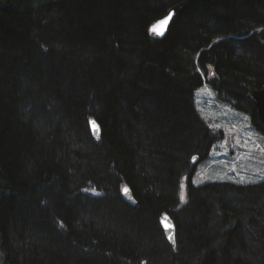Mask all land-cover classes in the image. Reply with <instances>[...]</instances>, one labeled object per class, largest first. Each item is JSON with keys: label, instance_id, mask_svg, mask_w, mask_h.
<instances>
[{"label": "trees", "instance_id": "trees-1", "mask_svg": "<svg viewBox=\"0 0 264 264\" xmlns=\"http://www.w3.org/2000/svg\"><path fill=\"white\" fill-rule=\"evenodd\" d=\"M205 83L264 131V0H0V264H264V179H190Z\"/></svg>", "mask_w": 264, "mask_h": 264}, {"label": "rangeland", "instance_id": "rangeland-1", "mask_svg": "<svg viewBox=\"0 0 264 264\" xmlns=\"http://www.w3.org/2000/svg\"><path fill=\"white\" fill-rule=\"evenodd\" d=\"M212 68L207 75L213 77ZM199 113L223 138L214 144L209 156L197 164L190 177L193 185L210 182L253 183L264 179V133L253 126L251 116L228 102L219 100L212 88L203 85L195 93ZM186 177V176H185ZM183 177L181 194L188 187ZM188 178V176L186 177ZM181 185V186H182Z\"/></svg>", "mask_w": 264, "mask_h": 264}, {"label": "water", "instance_id": "water-1", "mask_svg": "<svg viewBox=\"0 0 264 264\" xmlns=\"http://www.w3.org/2000/svg\"><path fill=\"white\" fill-rule=\"evenodd\" d=\"M181 5H182L181 3H178V4L171 6L168 9V11L162 17L157 19L151 25V27H150L151 32L157 36H163L166 33L170 22L173 20L176 13L180 9ZM170 14H171V16H170ZM166 18H168L167 22L164 23ZM153 28L156 29L155 32L152 30ZM160 33H162V34H160ZM248 98L254 104L256 111H257L258 119L264 125V86L262 88L249 90ZM93 121L95 122V125H93V123H92ZM91 130H92L94 137L98 139L100 137V127L94 119H91ZM130 195L132 197L131 193H130ZM126 198L133 202V199H134L133 197H132V199H129V197L126 196ZM166 215H167L168 219L166 221H164V217H165L164 216L162 218V224H163V227H164V230H165L167 236H169L170 233L172 234L173 240H170V241L173 244H175V226L173 229H167L165 227V223L174 225L173 220L170 217V215L169 214H166Z\"/></svg>", "mask_w": 264, "mask_h": 264}, {"label": "snow or ice", "instance_id": "snow-or-ice-1", "mask_svg": "<svg viewBox=\"0 0 264 264\" xmlns=\"http://www.w3.org/2000/svg\"><path fill=\"white\" fill-rule=\"evenodd\" d=\"M170 16H171V14H170ZM167 19H168V18L165 19L164 23L167 22ZM152 30H153L154 32L156 31L155 28H153ZM160 34H162V33H160ZM208 67H209V69L211 68L210 65H209ZM198 70H199V69H198ZM201 74H203V73H201ZM213 75H214V73H213ZM92 123H93V125H95V122H94V121H93ZM97 127H98V126H97ZM197 160H198V157H196V156H193V157H192V161H193V163H195ZM186 179H187V178L185 177V180H186ZM181 187H182V188H185L186 186H185V185H182ZM91 191H92L93 193H96V189H92ZM121 191H122V193H123L125 196H128L129 199H132V197H131V195H130V193H131V189H130L127 185L123 186V187L121 188ZM96 194H98V193H96ZM180 200H181L182 202L185 201V200H186V195H185V194H182V195L180 196ZM133 203H135V200H134V199H133ZM167 219H168V217H167V215H165V217H164V221H166ZM61 226H63L62 222H61ZM165 227H166L167 229H173V228H174V225H172V224H168V223H165ZM168 239H169V240H173V236H172L171 233L169 234ZM145 264H146V262H145Z\"/></svg>", "mask_w": 264, "mask_h": 264}, {"label": "bare ground", "instance_id": "bare-ground-1", "mask_svg": "<svg viewBox=\"0 0 264 264\" xmlns=\"http://www.w3.org/2000/svg\"><path fill=\"white\" fill-rule=\"evenodd\" d=\"M132 194V193H131ZM133 197V196H132ZM171 242V241H170ZM172 243V242H171ZM173 244V243H172Z\"/></svg>", "mask_w": 264, "mask_h": 264}]
</instances>
